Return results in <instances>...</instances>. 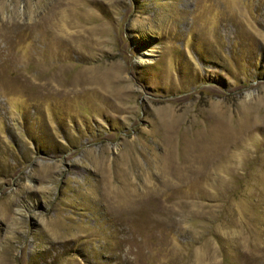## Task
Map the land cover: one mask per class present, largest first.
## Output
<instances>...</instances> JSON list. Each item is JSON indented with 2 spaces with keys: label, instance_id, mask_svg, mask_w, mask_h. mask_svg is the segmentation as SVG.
I'll use <instances>...</instances> for the list:
<instances>
[{
  "label": "rangeland",
  "instance_id": "obj_1",
  "mask_svg": "<svg viewBox=\"0 0 264 264\" xmlns=\"http://www.w3.org/2000/svg\"><path fill=\"white\" fill-rule=\"evenodd\" d=\"M0 264H264V0H0Z\"/></svg>",
  "mask_w": 264,
  "mask_h": 264
}]
</instances>
